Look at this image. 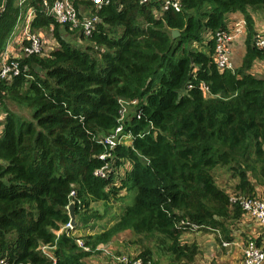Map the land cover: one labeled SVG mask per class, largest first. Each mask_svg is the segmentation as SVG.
<instances>
[{
    "label": "trees",
    "instance_id": "16d2710c",
    "mask_svg": "<svg viewBox=\"0 0 264 264\" xmlns=\"http://www.w3.org/2000/svg\"><path fill=\"white\" fill-rule=\"evenodd\" d=\"M166 1L75 0L96 18L84 34L29 0V30L51 28L56 46L20 55L18 72L0 79V264H86L122 232L134 257L194 264L199 248L181 241L184 232H213L220 247L235 237L243 210L231 196L264 186V74L250 71L264 60L252 17L264 0H178L179 10ZM19 10L0 0V58ZM234 15L245 22L243 52L221 70L215 36ZM119 125V144L99 143ZM107 163V176L95 175ZM71 200L76 228L99 216L91 202L123 208L109 229L76 238L65 228Z\"/></svg>",
    "mask_w": 264,
    "mask_h": 264
},
{
    "label": "built area",
    "instance_id": "2783aa9c",
    "mask_svg": "<svg viewBox=\"0 0 264 264\" xmlns=\"http://www.w3.org/2000/svg\"><path fill=\"white\" fill-rule=\"evenodd\" d=\"M75 0H41V6L46 15L53 16L55 21L59 24H69L71 27L80 26L84 34H88L93 28V24L96 18L91 14L85 15L80 13L81 11L76 8L74 4ZM93 4L100 5L104 0H91ZM21 1L20 3H22ZM176 9L179 10L180 4L178 0H167L164 4V9ZM35 10L29 9L25 14H20L17 18V22H22L23 25L19 28V32L14 34L10 41H8L3 55L0 58V79L10 78L18 72L17 59L20 55H29L35 53H45L47 49L50 48L55 42V39L51 35V28L49 32H31L29 27L31 21L34 18ZM16 22V24H17ZM15 24V26H16ZM245 22L243 19L232 22V26L222 32H217L215 36V54L214 61L217 67L221 70L231 69L233 64L230 57L229 44L232 40L242 33H244ZM15 30V29H14ZM18 34H21L18 37ZM46 44V45H45ZM256 45L264 48V35L258 34L256 36ZM122 110L120 111V118L122 120L123 114L127 105L129 103L122 101ZM132 101L131 104H134ZM122 126L119 125L114 130L113 134L102 137L99 140L104 146L113 147L119 144L120 133L122 131ZM124 140V139H123ZM122 140V141H123ZM108 154H101L100 159H106ZM109 169V164H105L95 171V175L104 178L107 176V170ZM74 192H70V196H73ZM232 202H238L241 205L243 213L253 217L254 220L259 222L261 226L264 227V199L260 197H235L231 196ZM66 229L71 230L72 228L68 224L65 226ZM194 228H197L194 226ZM77 243L83 249L81 240H77ZM228 242H224L222 245H228ZM49 247L43 253L49 255ZM43 251V250H42ZM120 264H152L151 261H144L140 257H134L129 255H121L116 258ZM53 264V263H52ZM241 264H264V247L257 245L255 240L249 239L245 242L242 248V262Z\"/></svg>",
    "mask_w": 264,
    "mask_h": 264
},
{
    "label": "crops",
    "instance_id": "0c3cea01",
    "mask_svg": "<svg viewBox=\"0 0 264 264\" xmlns=\"http://www.w3.org/2000/svg\"><path fill=\"white\" fill-rule=\"evenodd\" d=\"M21 1L23 2L20 3ZM15 2H16V5L20 7L18 15L20 14L23 15L26 12H28L29 9H32V8L35 10V8L31 6V4L29 3V0H15ZM252 17L254 19L255 30L264 33V14L259 11H256L252 14ZM239 18H241L240 15H234L232 17L234 21L238 20ZM22 25H23L22 22H17L14 28L15 30L12 33V36L15 33L17 34L19 32V28ZM255 66L260 69V72L264 73V60L259 61ZM2 119H3V115L0 113V120ZM255 192H256L257 197L264 199V186L256 185ZM91 203H94V202H91ZM113 203L114 202H112L111 204ZM101 204H102L101 202L94 204V205L90 204V211L94 213L97 212ZM113 207L116 210L109 208L107 215L101 217L99 220L89 222L88 224H90L89 225L90 227L88 226V224L84 226H80L79 228L75 227L72 229L71 234L76 238H80L85 235L101 233L109 229L118 220V217L122 212L123 203L120 201L119 203L113 204ZM243 217H246V216H243ZM247 219L249 222H246L247 221L246 219L241 220L242 223H245V225L240 226V229L242 231L239 233H236L232 241L229 242L228 245H221L222 247H220L217 244L215 240V234L214 233H213L214 235L212 233L209 234V232H201V231L184 232L180 236V239L184 243H196V245L198 246L199 250L195 258L194 264H241L242 248L247 240L253 239L255 240L257 245L264 247V227L256 223L254 220H250L249 218ZM100 222L104 223V226H102L104 228H101V227L98 228L97 223H100ZM76 232H79V233H76ZM132 237L133 236L131 234L130 236H127L126 239L124 240H118L120 242H117L116 240H114V237H113L111 242L115 246L121 245L124 248L123 251H118V250L114 251V249L110 250L109 244L111 242H109V244L105 245V248H106L105 250L104 248H100L99 250H96V253H92V255L85 258L84 262L86 264H92L91 261L96 259L97 261H100V263L119 264L116 260L117 257L113 256L114 254L116 255L119 253L121 254L125 253V254H128L129 256H132V255L134 256L139 252L138 247L136 245H133L132 243H129L127 241L128 239ZM101 249L104 250L105 253ZM108 249L113 255L107 253ZM109 258H111L110 261L104 262L105 259H109ZM162 260H165V259L162 258L160 260V264H162L161 263Z\"/></svg>",
    "mask_w": 264,
    "mask_h": 264
},
{
    "label": "rangeland",
    "instance_id": "374dc122",
    "mask_svg": "<svg viewBox=\"0 0 264 264\" xmlns=\"http://www.w3.org/2000/svg\"><path fill=\"white\" fill-rule=\"evenodd\" d=\"M229 26H232V24H229ZM20 35H21V34H18V37H20ZM239 36H240V35H237V36L232 40V42L229 44L230 57H231V61H232V64H233V65H234V63H235V64L238 63V61L240 60L241 54H242V52H243V40H242L241 37H239ZM195 44H196V43H195ZM45 45H46V44H45ZM55 46H56L55 43H54L53 45H51L50 48L47 49V52H50ZM197 46H199V45L197 44ZM196 48H197V47H196ZM257 63H258V62H255L254 65H252L250 71H251V73H253V74L257 75V76H261V75H263L264 73H263V72H260V69H259L258 67L255 66ZM254 67H255V69H254ZM16 113H17L18 115H22V116H24L25 118H29V117H30V116H29V113H28L27 111L22 110V109L17 110ZM217 182H218V184H219L220 186L225 187V188H227V186L230 184V181L227 179V177H222V176L218 177ZM228 188H229V192H230L231 189H230L229 186H228ZM122 192H123V191H122ZM123 194H124V193H123ZM230 195H231V194H230ZM99 202H101L102 204L100 205L98 211L95 212L96 214L99 215L98 217H96V220H99L101 217L107 215V213H108V209H109V208H112L113 210H116V209L113 207V204L119 203L120 201H112V202H114L113 204L108 203L107 205H106L105 203H103V201H95L94 203H91V204L94 205V204H97V203H99ZM112 202H111V203H112ZM125 204H128V202H126ZM88 214H89V213H88ZM243 216H246V217H242V219H246V220H247L246 222H249L247 218H249L250 220H254L253 217H250V216H248V215H246V214H244V213H243ZM242 219H241V220H242ZM254 221H255L256 223L259 224V222H257L256 220H254ZM107 224H108V223H107ZM89 225H90V224H88V226H89ZM242 225H245V223H242V221H241V222L239 221V222L236 224V226L233 227V230H232V231L234 232V236H235L236 233H239V232L242 231V230L240 229V226H242ZM97 226H98V228H100V227H101V228H104V227H102V226H104V223H102V222L97 223ZM89 227H90V226H89ZM196 232H199V231H196ZM76 233H79V232H76ZM211 233L213 234V232H209V234H211ZM130 235H131V233H129V232H123V233H120V234L114 236V240H116L117 242H120V241H118V240H124V239H126L127 236H130ZM213 235H214V234H213ZM109 245H110V250H112V249H114V251H116V250H118V251H123V250H124V248H123L121 245H119V246H115L112 242H111ZM102 246H104V245H102ZM102 246H101V247H102ZM103 248H104V250L106 249L105 246H104ZM104 250H102V251L105 253ZM44 251H45V250H43V252H44ZM45 252H46V251H45ZM48 252H49V255H48V256H52V255H51L52 250H49ZM107 253L113 255V254L109 251V249L107 250ZM124 254H125V253H122V254L119 253V254H116V255L114 254L113 256L118 257V256H121V255H124ZM126 255H128V254H126ZM110 260H111V258H109V259H105L104 262H105V261H110ZM91 263H92V264H105V263H100V261H97L96 259L92 260ZM161 263H162V264H166V261H165V260H162Z\"/></svg>",
    "mask_w": 264,
    "mask_h": 264
},
{
    "label": "water",
    "instance_id": "95a60500",
    "mask_svg": "<svg viewBox=\"0 0 264 264\" xmlns=\"http://www.w3.org/2000/svg\"><path fill=\"white\" fill-rule=\"evenodd\" d=\"M172 36L175 37L178 35V31L174 30L172 31ZM67 214L69 217V225L71 228H75L77 225V221L75 218V203L73 200L69 201L68 205L66 206Z\"/></svg>",
    "mask_w": 264,
    "mask_h": 264
},
{
    "label": "clouds",
    "instance_id": "9594fccd",
    "mask_svg": "<svg viewBox=\"0 0 264 264\" xmlns=\"http://www.w3.org/2000/svg\"><path fill=\"white\" fill-rule=\"evenodd\" d=\"M73 229V228H72Z\"/></svg>",
    "mask_w": 264,
    "mask_h": 264
}]
</instances>
